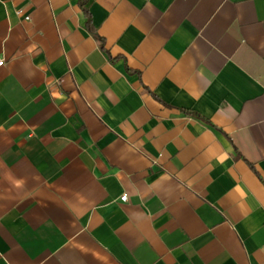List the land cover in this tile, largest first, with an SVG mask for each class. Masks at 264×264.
<instances>
[{
	"label": "crops",
	"instance_id": "1",
	"mask_svg": "<svg viewBox=\"0 0 264 264\" xmlns=\"http://www.w3.org/2000/svg\"><path fill=\"white\" fill-rule=\"evenodd\" d=\"M0 58V264H264V0H0Z\"/></svg>",
	"mask_w": 264,
	"mask_h": 264
},
{
	"label": "trees",
	"instance_id": "2",
	"mask_svg": "<svg viewBox=\"0 0 264 264\" xmlns=\"http://www.w3.org/2000/svg\"><path fill=\"white\" fill-rule=\"evenodd\" d=\"M79 5H81V7L83 8L82 2ZM83 13H84L85 20H86L85 26H86L87 31L90 34H92L99 42H101L99 36L95 32V29L93 28L89 14L84 9H83ZM234 149H235L236 157H238V158L241 157L240 153L237 152L235 147H234ZM249 165H250L251 169H253L252 165L251 164H249Z\"/></svg>",
	"mask_w": 264,
	"mask_h": 264
},
{
	"label": "built area",
	"instance_id": "3",
	"mask_svg": "<svg viewBox=\"0 0 264 264\" xmlns=\"http://www.w3.org/2000/svg\"><path fill=\"white\" fill-rule=\"evenodd\" d=\"M25 20H28V18H25ZM5 62L3 60V58H0V67L4 66ZM127 200V196L124 194V196H122L120 198V202L124 203Z\"/></svg>",
	"mask_w": 264,
	"mask_h": 264
}]
</instances>
